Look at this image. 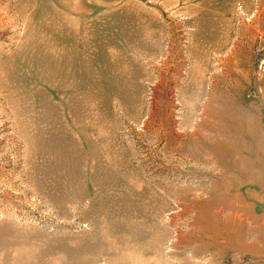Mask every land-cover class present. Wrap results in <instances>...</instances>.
<instances>
[{"label":"rangeland","instance_id":"1","mask_svg":"<svg viewBox=\"0 0 264 264\" xmlns=\"http://www.w3.org/2000/svg\"><path fill=\"white\" fill-rule=\"evenodd\" d=\"M264 260V0H0V264Z\"/></svg>","mask_w":264,"mask_h":264},{"label":"crops","instance_id":"2","mask_svg":"<svg viewBox=\"0 0 264 264\" xmlns=\"http://www.w3.org/2000/svg\"><path fill=\"white\" fill-rule=\"evenodd\" d=\"M252 264H264V260L261 261V263H260V262H254V263H252Z\"/></svg>","mask_w":264,"mask_h":264}]
</instances>
